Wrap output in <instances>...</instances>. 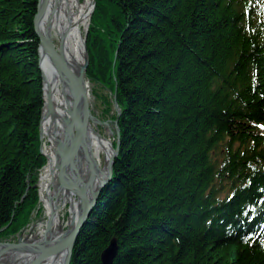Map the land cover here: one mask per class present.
I'll return each mask as SVG.
<instances>
[{
    "label": "trees",
    "instance_id": "1",
    "mask_svg": "<svg viewBox=\"0 0 264 264\" xmlns=\"http://www.w3.org/2000/svg\"><path fill=\"white\" fill-rule=\"evenodd\" d=\"M37 3L0 0V240L44 165ZM86 35L120 145L70 264H264V0H95Z\"/></svg>",
    "mask_w": 264,
    "mask_h": 264
},
{
    "label": "bare ground",
    "instance_id": "2",
    "mask_svg": "<svg viewBox=\"0 0 264 264\" xmlns=\"http://www.w3.org/2000/svg\"><path fill=\"white\" fill-rule=\"evenodd\" d=\"M94 5L92 0H83L82 2L79 0H47V5L41 17L40 29L43 32L51 12V34L49 36L55 46L54 49L59 52V41L64 36L62 56L74 69L79 68L83 61L84 37L81 31L83 29L84 33L87 34ZM55 41H57V44ZM38 57L40 58V68L45 75L51 93L53 106L52 113L45 116L41 122L42 152L50 159V164L48 165L47 162L48 166L46 165L43 169L40 184V202L46 208V212L43 220L29 228L23 240H20L21 242L24 241L23 244L48 246L49 243V246H52L64 238L66 230L61 229V211L65 207L68 211V203L71 205L70 211L72 212L71 215H74V220L78 218L76 198L74 197L75 200L70 198L65 184L62 180H57L55 171L52 172L54 158L51 151L54 138L60 136L67 129H73L70 133V135L72 134L71 140L74 141L75 139L73 137V122L71 123L69 120H71V117H75L72 99L77 90L75 87L76 77L66 67L49 57L42 50L38 51ZM46 92L45 88L44 95ZM99 125H103V122L98 118L94 104L88 107L83 118L78 122V125L76 124L81 148L77 152V157L72 159V167H77L73 169V172L74 170L77 171L79 167V174L83 179L88 180L89 176H92L88 193H92V190L95 191L106 181L110 158L113 154L109 133L106 136H101V133L97 131ZM106 125L109 129L110 125ZM109 135L111 136V134ZM71 140L68 139L67 145L66 139L62 140L60 152L63 157L66 155V147L70 145ZM81 177L77 180L83 186L82 182L85 183L86 180L82 181ZM74 193L76 194L77 191L75 190ZM36 254L35 252L25 251L5 252L0 255V264H11L12 258H16L18 261L28 260L34 258ZM64 257V252H56L36 264H63Z\"/></svg>",
    "mask_w": 264,
    "mask_h": 264
},
{
    "label": "water",
    "instance_id": "3",
    "mask_svg": "<svg viewBox=\"0 0 264 264\" xmlns=\"http://www.w3.org/2000/svg\"><path fill=\"white\" fill-rule=\"evenodd\" d=\"M37 12L33 20V27L35 35L39 42V49L38 51L42 50L45 54H47L49 57L53 58L55 61H58L61 65L67 68L75 77H76V90L77 93L73 95L72 99V105L75 110V117H71L69 120L71 123L73 122L74 127V141L71 140V131L67 129L64 131L60 136L54 138V142H52L51 145V151L53 152V158H54V169H52V172L55 171L57 174V180H62V182L65 184L66 189L68 191V194L70 198L74 197L77 201V208H78V218L74 220V215H71L72 212L70 211L71 205L68 203V218L66 222V231L65 235L63 236V240L60 242H56V245L49 246H38L37 244H23L21 240L19 239L16 243H6V242H0V255L5 252H35L37 253L34 258L18 261L16 258H12L11 264H18L19 262L21 264H36L38 261L44 260L50 255H53L56 252H64L65 254V260L63 264H70L73 248L75 245V242L77 240V237L83 228V226L88 222V219L90 218L91 214L93 213L94 209L97 206V203L99 201L100 195L102 191L105 189V187L112 181L113 177V165L114 161L118 157L119 154V145H120V132L119 128L117 126V120L114 121V131H115V146L112 147L113 154L110 158L109 167L106 174V181L102 183L98 189L95 191L92 190V193H88L89 185L91 184L92 176H89V179H83L81 175L79 174L80 170L79 167L76 170L73 169L77 167H72V159L77 157V152L81 148V141L79 137V131L77 129L76 124L78 125V122L83 118L85 115L88 107H90V95H89V80L86 76V70L88 68V53L85 46V38L84 40V50H83V61L79 68H73L69 65L67 61L64 60L62 56V43L64 42V36L60 38L59 41V52H56L54 49L55 46L50 38V30H51V12L49 14V20L46 23L45 29L42 32L40 29V22L41 17L44 13L45 7L47 5V0H37ZM93 5L95 4V0H92ZM39 70L41 74V80L43 85V109L41 113V120L39 123V136L42 140V129H41V122L43 118L47 115H50L52 113V102H51V93L49 90V87L47 85L45 75L43 71L40 68V58H39ZM76 70V71H75ZM47 90L46 94L44 95V90ZM113 105L116 111V115H120V110L118 108L117 102H116V95L115 92L113 94ZM72 127V128H73ZM68 132V134H67ZM70 135V136H69ZM70 137V138H69ZM66 139V145L68 142V139L71 140V142L68 144L69 146L66 147V155L63 157L60 152V147L62 140ZM43 155L46 157L48 161V165L50 164V159L43 153ZM47 165V166H48ZM51 172V174H52ZM61 176V179H60ZM82 178V181L86 180V182H82L81 186L77 180V178ZM77 191L75 194L74 191ZM48 210V207H47ZM42 216L39 218V222L43 220L46 208L43 207ZM6 228L2 229L0 232H3ZM117 242L116 240H111L108 247L102 252L100 255V263L101 264H112L114 259L117 255ZM13 263L12 261L15 260Z\"/></svg>",
    "mask_w": 264,
    "mask_h": 264
},
{
    "label": "rangeland",
    "instance_id": "4",
    "mask_svg": "<svg viewBox=\"0 0 264 264\" xmlns=\"http://www.w3.org/2000/svg\"><path fill=\"white\" fill-rule=\"evenodd\" d=\"M79 1L82 2L83 0H79ZM81 32H82V36L85 38V46H86L87 35L84 33L83 29ZM55 42L57 44V41H55ZM89 61L90 60H89V55H88V66H89ZM89 90H90L89 91L90 105L92 106V104H94L97 116L103 122V125L98 126L97 131L99 133H101L100 134L101 136H106L108 133L111 134V136L109 134H108V136L110 137V139L112 141V147H114L115 146L114 121L116 120L115 116H117L114 105H113V94H114V92L112 94L108 90L101 87L100 85H93L90 83H89ZM106 124L110 125L109 129L107 128ZM39 142H40V145H39L38 153L40 154L41 157L44 158V165L37 172V176H36L37 182H35V184L31 185V186L35 185L36 189H37L38 201L36 204V210L30 216V217H32L31 221L25 227H23L19 231V233L11 236L8 239L0 240V242L16 243L19 239L23 240L24 235L28 232V229L31 228L32 226H34L35 224H37L39 222V218H41V216H42L43 205L40 202V187H41L40 184H41V175L43 173V169L47 165L48 161L42 152V142L43 141L41 140L40 136H39ZM45 145H47V144H45ZM28 187H30L29 183H28ZM27 191H28V189L26 190L25 194L23 195L22 200L25 198ZM67 218H68V211H67V207H65V209H63L61 211V222H62L61 229H63V230H66Z\"/></svg>",
    "mask_w": 264,
    "mask_h": 264
}]
</instances>
